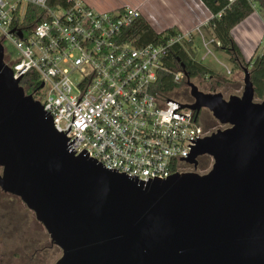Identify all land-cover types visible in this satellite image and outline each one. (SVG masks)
<instances>
[{"label":"water","instance_id":"1","mask_svg":"<svg viewBox=\"0 0 264 264\" xmlns=\"http://www.w3.org/2000/svg\"><path fill=\"white\" fill-rule=\"evenodd\" d=\"M181 69L192 98L181 107L195 117L207 109L225 127L184 159L195 169L207 155L208 171L143 182L69 152L0 42V189L59 248L53 264H264V99L244 67L241 94L228 98L199 90Z\"/></svg>","mask_w":264,"mask_h":264},{"label":"built area","instance_id":"2","mask_svg":"<svg viewBox=\"0 0 264 264\" xmlns=\"http://www.w3.org/2000/svg\"><path fill=\"white\" fill-rule=\"evenodd\" d=\"M38 15L41 21H27ZM138 16L136 8L101 12L82 0H0V42L14 78L29 86L69 152L148 182L186 171L184 159L212 132L185 103L153 91L163 58L184 49L191 35L141 46L123 42L122 28ZM6 43L17 53L14 60ZM183 79L182 69L173 71L175 83Z\"/></svg>","mask_w":264,"mask_h":264},{"label":"rangeland","instance_id":"3","mask_svg":"<svg viewBox=\"0 0 264 264\" xmlns=\"http://www.w3.org/2000/svg\"><path fill=\"white\" fill-rule=\"evenodd\" d=\"M82 1L103 12L111 9L113 11L117 6L129 4L130 0ZM262 11L256 13L254 20L249 21L246 25H238L235 29L234 40L245 56L243 57L244 62L261 55L264 50V10ZM160 22L162 23L161 20ZM154 28L158 31L161 30L159 27ZM202 36L206 46L200 34L197 32L193 34V42L196 48L195 58L212 68L218 77L198 76L190 79V81L199 90L220 92L224 98H228L230 95H240L243 89V70L241 67L244 66L234 68L228 59V55L222 50L214 49L215 46L210 41L211 39H208L204 32ZM4 47L5 54L14 60L17 55L15 49L8 43ZM74 78L77 79L78 76L74 75ZM24 87L29 88V86ZM170 97L182 103L191 102L188 100L190 96L189 89L185 85V79L173 90ZM200 112V120L203 125L213 123L214 119L208 111L201 109ZM198 173L201 172L198 171ZM4 213H6V218L10 216V213L12 214L14 226L17 227L16 230L14 229L15 236H3L4 224H7ZM60 255L59 248L50 243L43 226L35 220L33 213L26 209L21 200L0 190V264H53Z\"/></svg>","mask_w":264,"mask_h":264},{"label":"trees","instance_id":"4","mask_svg":"<svg viewBox=\"0 0 264 264\" xmlns=\"http://www.w3.org/2000/svg\"><path fill=\"white\" fill-rule=\"evenodd\" d=\"M204 6L210 11L211 17L208 20L207 29L208 39L212 40L214 49L222 50L228 55L229 61L234 68L244 66L249 72V77L254 89L255 100L264 99V50L261 55L245 61L242 53L234 41L231 30L254 10L255 6L258 9L264 10V0H200ZM66 0H48L50 5L64 4ZM30 11L34 14H41L35 7H30ZM123 10V8H119ZM43 19L40 15L29 17L27 21L30 23L39 22ZM179 33V30L170 26L166 29L157 32L148 21L142 16L134 18L127 26L123 27L120 32V39L123 42H131L136 46H141L149 43L160 44L164 43L168 38ZM184 49H172L165 56L161 63V68L157 71V78L153 85V91L158 95L169 97L179 84L173 81V71L181 69L183 65L184 71L190 79L194 77H218V74L209 66L203 64L195 58L196 48L193 38L184 40ZM243 67H241L242 69ZM25 89V93L29 94V90ZM213 89V88H212ZM211 89V91H212ZM200 111L197 114V119H200ZM211 133L216 131L218 123L213 120L210 125H204ZM212 160L209 156L203 155L198 158L197 172L204 173L209 170ZM10 195V194H9ZM12 196V195H11ZM18 198V197H17ZM26 207V206H25Z\"/></svg>","mask_w":264,"mask_h":264},{"label":"crops","instance_id":"5","mask_svg":"<svg viewBox=\"0 0 264 264\" xmlns=\"http://www.w3.org/2000/svg\"><path fill=\"white\" fill-rule=\"evenodd\" d=\"M127 6L136 8L140 12V16L145 18L157 32L174 26L180 33L189 34L192 38L196 32L200 36L203 35V32L208 34L207 22L211 17V13L200 0H130L129 4L117 6L114 10ZM95 10L99 11L96 8ZM258 11L263 12L255 6L253 12L248 17L232 28L231 34L233 39L236 27L238 25H246L249 21L254 20V16ZM163 23L164 25H162ZM154 27H159L161 30L158 31ZM243 57L245 56L243 55Z\"/></svg>","mask_w":264,"mask_h":264},{"label":"flooded vegetation","instance_id":"6","mask_svg":"<svg viewBox=\"0 0 264 264\" xmlns=\"http://www.w3.org/2000/svg\"><path fill=\"white\" fill-rule=\"evenodd\" d=\"M188 100H190V101H192V98L191 97H189L188 98ZM204 110H206V111H208L207 109H204ZM209 112V111H208ZM210 113V112H209ZM215 120V119H214ZM216 121V120H215ZM217 122V121H216ZM218 123V122H217ZM218 127H220L219 129H222V128H224L225 126L224 125H221V124H219L218 123ZM192 170H195V171H197V167L194 169L193 167H192V165H189V166H187V170L186 171H192ZM0 172H1V169H0ZM1 190V189H0ZM3 192V191H2ZM7 194V193H6ZM13 196V195H12ZM14 197H16V196H14ZM27 209V208H26ZM29 210V209H28ZM30 211V210H29ZM32 212V211H31ZM4 215V217L6 218V213H4L3 214ZM8 215H9V213H8ZM12 214L10 213V216H8V218H6V223L7 224H4L5 226V229H3V236H5V237H12V236H15V232H14V229L16 230V226H14V219H13V217L11 216Z\"/></svg>","mask_w":264,"mask_h":264}]
</instances>
